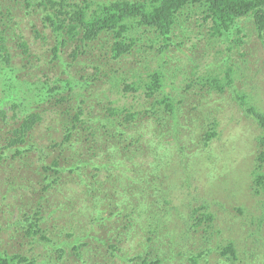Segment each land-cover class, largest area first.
<instances>
[{"label":"trees","instance_id":"1","mask_svg":"<svg viewBox=\"0 0 264 264\" xmlns=\"http://www.w3.org/2000/svg\"><path fill=\"white\" fill-rule=\"evenodd\" d=\"M15 1L30 9L31 15L54 35L50 39L40 31L35 32L37 38L54 42L53 57L47 66L60 69L67 86L72 79L77 80L90 90V97L79 103L81 108L77 112L70 111L68 97L59 99L66 111L60 125L64 137L51 139L46 145L37 142V129L42 121L38 113L27 112L21 118L13 114L8 118L5 116L7 110L2 107L9 101L0 100V120L8 123L4 126L7 136L0 140V167L6 165L0 175H6L5 181L11 180L18 169L19 176L15 179L20 181L17 187L13 184L12 189L17 192L8 196L7 210L0 214L18 209L13 212H19V219L14 223L9 221L5 230L13 231L19 226L32 237L34 245L32 252L25 253L18 248L11 252L9 247L13 237L5 240L9 246L0 242V264H37L34 254L38 252L47 257L55 256L56 264H68L69 257L70 264H76V257L81 261L79 264H113L116 260L121 264H161L166 251L168 264H264V256L260 259L264 255V213L259 218V225L248 229L250 234L241 233L242 237L238 235L237 239L231 240L224 235L233 229L229 224L232 218L228 219L230 212L223 214L221 211L219 219L208 212V205L197 209V218L201 219L202 225L206 224V232L198 247L193 244L196 247L193 250L187 249L190 244L186 240L178 245L179 252L170 253L174 249H169L170 246L181 242L176 232L165 241L164 247L157 249L156 242L140 252L133 247L137 237L143 239V234L136 230L152 235V228H158V234L147 240L152 243L170 221L176 225L177 232L186 231L193 225L194 215L187 214L190 208L179 206L175 215L166 216L165 207L160 210L161 215H153L157 208L169 204L162 203L163 197L165 193L170 197L169 190L174 187L173 173L166 170V163L161 165L165 159L161 144L173 137L182 142L183 134L179 131L181 134L176 135L175 127L185 129L180 125L188 120L187 127L208 128L204 132L205 146H208L219 134L220 120L215 113L202 108L195 83L199 82L207 92H211L209 88L227 91L229 87L219 83L222 76L217 70H211L212 76L219 78L207 84L209 73H199L197 64L191 69L172 67V59L184 44L197 50L199 38L196 33L209 23L215 25L214 30L220 35L236 20L252 16L255 27L264 32V0ZM1 26L4 31L0 40L16 36V31L0 11ZM2 50L5 48H0ZM63 50L70 51L69 57L74 61L70 68L74 72L55 62L63 57ZM94 56L96 58L90 63ZM186 58H190L188 54ZM23 62L24 71L37 64L36 61ZM114 62L121 64L123 84L109 87L103 96L101 88L108 83L104 84L102 75L99 78L91 73L90 67L93 66L95 71L101 66L104 72L106 65ZM62 66H65L64 62ZM24 71L20 76L23 85L33 79ZM12 80L14 84L17 82ZM170 88H175L176 93L169 92L167 89ZM23 92L24 88L17 94L18 100V95ZM115 92L120 93L116 102L121 103L117 107L111 100ZM48 95V92L39 93V99L44 102ZM91 97L95 104L90 101ZM238 99L246 115L262 131L257 136L261 153L252 172L253 188L258 195L264 191V109L253 103L249 95ZM189 106L193 107L189 109ZM17 108L19 104L14 100L12 109ZM3 116L7 119L1 118ZM48 128L53 129V125ZM112 179L117 180L115 188L110 187ZM119 182L121 187L118 188ZM3 186L0 181V187ZM65 188L74 190V195L68 194ZM178 192L176 190L175 194ZM51 198L61 204L60 214L68 210L67 205L81 199L83 206L92 207L83 214H89L94 223H90L81 235L51 226L53 216L45 215L43 211ZM133 231L135 233L131 234ZM2 233L3 226L0 225V239ZM191 240L197 242L195 238ZM247 240L251 245L244 243ZM88 248L93 250L90 262L85 260L83 252H88ZM149 254H154V260Z\"/></svg>","mask_w":264,"mask_h":264},{"label":"rangeland","instance_id":"2","mask_svg":"<svg viewBox=\"0 0 264 264\" xmlns=\"http://www.w3.org/2000/svg\"><path fill=\"white\" fill-rule=\"evenodd\" d=\"M25 8L24 4L22 5L15 0H0V11L3 12L4 18L8 20V25H12L16 31L15 37L8 40H0V48H5V50L0 51V100L5 99L6 102L9 101L4 103L2 107L7 110L5 116L8 118L13 117V114H17L21 118L27 112L29 114L38 113L42 119L40 123L42 126L38 125L37 142L41 145H46L51 139H62L64 137L63 128L60 125L64 120L63 113L66 111H64L59 99L68 97L70 101L73 100L70 105V111L72 112L79 111L81 108L79 103L81 102H78L80 98L76 97L72 87L67 86L61 78L64 73L60 69H57L56 66H47L46 64L51 56L53 57L52 49L54 42H50L49 40L45 42L43 38H37L35 32L40 31L50 39L54 35L49 34V30L41 24L40 20L31 15L30 9ZM214 26V24L210 25L209 23L207 27L199 28V32L196 33L199 38L196 41L197 50L188 44H184L182 49L176 52L175 46H172L173 51L176 52V57L172 59L171 66L191 69L194 68V64H197L199 67L198 71L203 75L212 73L211 70H217L222 76L219 83L227 86L232 82L230 72L233 68L235 70L233 84L239 89L238 93H243L242 95H238L236 92L230 93L229 89L225 90L226 96L216 103L215 99L211 100L209 96L210 92L199 86V82L195 83L196 89L198 88L199 97L202 98L203 93L205 94V99L202 101L203 104L207 105L205 110H211L220 118L219 134L210 144L207 152L203 153L198 145L202 147L205 145L204 141L199 137V133L202 135L205 127L200 130H197L194 126L187 127L190 124L188 120H185L180 125V127L185 128L182 133V142L172 154L165 151L163 154V158L165 159L161 164L166 163V170L169 169V171L173 172L172 182L174 187L169 190L170 197L168 193H165L162 202L169 204L161 206L160 209L157 208V212L153 215H161L160 210L166 207V216H173V212L175 210L178 211L179 206L182 208L185 206L195 208L194 214L197 215V209L200 206L208 205V212L212 216L214 214L215 216L217 215L219 219L222 217L221 211H223V214H228L229 211L228 219L232 218L229 224L233 229L224 235L234 240L238 238V235L241 236V233L247 232V235L250 234L248 229L256 228L259 225L258 221L261 214L264 213V191H261V194H256L255 187L253 188L254 178L252 173L258 155L261 153V145L256 138L262 134V131L246 115L241 106V101L238 99L243 95H249L253 103L260 105L264 109V32L259 31L255 27L252 16L240 21L236 20L229 29L224 30L220 35L216 34ZM3 31L4 27L1 26L0 35L3 34ZM69 54V50H63V57L56 59L55 62L61 68L74 72V69L70 68V64L74 63V61L69 57ZM187 54L190 58H186ZM95 58L96 56L92 57L90 63ZM182 58L184 59L183 61L181 60ZM223 59V67H220L219 61ZM24 60L36 61V67H29L24 71ZM62 62L65 63L64 67L62 66ZM105 62L107 63L108 60ZM210 66L211 69L209 71L208 68ZM121 69L119 62L108 63L104 72L101 71V66L96 67L95 71L93 66L90 67L91 73L97 74L99 78L102 75L104 84L108 83L107 86L101 88V95L105 96L106 90L109 87L123 84L120 77ZM23 71L24 73H29L30 77L33 76V79L30 78L25 85L22 84L23 82L20 79ZM169 75L172 76L173 73L169 72ZM236 77H238V84L234 81ZM195 78L199 80L197 76ZM216 78L218 77H214L213 79ZM12 79L17 82L14 84ZM174 80L177 82V79ZM23 88L22 97L18 100L17 94ZM167 90L176 93L175 88ZM200 90L203 92L202 94ZM44 92H48L49 95L48 100L42 102L39 99V93ZM118 97H120V93L115 92L111 100L116 102ZM14 100L19 104V108L17 109H12ZM90 101H93L92 104H95L93 97H91ZM120 103L116 102L114 106L117 107ZM37 107H41V109ZM191 107L193 106H189V109ZM1 118L6 117L3 116ZM7 124L0 120L1 141L2 138L7 136V131L4 129V126ZM50 124L53 125V129L48 128ZM175 129L177 130L176 135H180L178 127H175ZM170 142L172 143V140ZM170 146V144H167L166 148ZM165 154L168 155L164 157ZM150 161L152 160H145V162ZM4 167L6 165H3L2 168L0 167V172ZM14 172L13 178L7 181L4 180V176H6L4 173V176L0 175V181H3L4 185L0 187V212L7 210L8 196L15 195L17 192L16 189H12V186L15 184L17 187L20 183V181L15 179V177L19 176L18 169ZM105 174H103L104 178ZM104 178H102V181H105ZM111 181L110 187L115 188L117 180L112 179ZM119 187H121L120 182L118 183ZM178 189L179 192L175 194V191ZM54 200L51 198V203L43 210L45 215L51 214L53 216L54 219L51 226H56L59 230L71 232L73 235H81L87 230L86 228H88L90 223H94L88 217L79 216V214L89 211L92 208L90 205L83 206L80 202L76 201L71 203V205H67L68 210L60 214L58 208L61 204L57 200L53 203ZM170 208L172 210L169 211ZM13 210L0 214V225L4 228L8 225L9 221L14 223L19 219V212H13ZM167 224V226H164L159 238H155L152 243L147 240L158 234V228H152V235L150 232L146 235L141 230H136L140 231L139 234H143V239L137 237L133 243V247L138 252L148 246L154 245L155 242L157 249L160 246L164 247L165 241H168L172 237L173 232H176L181 238L180 243L182 244L187 240L190 244L187 249L193 250L198 247L201 236L206 232L203 231L205 225H202L200 221V227L193 225L190 228L191 232L189 229L177 232L174 223L170 221ZM132 233L135 232L133 231ZM37 235V237L40 236L39 233ZM29 236L27 232L18 226L13 231H3L0 242L3 243L4 241L7 244L5 240L13 237L9 251L14 252L18 248L20 251L22 250L27 253L29 250H32L33 246L32 237ZM192 238H195L197 242H192ZM141 240H143L142 244H140ZM130 243L132 245V242ZM244 243L251 245L250 240L244 241ZM83 252L86 255L85 260L90 262L89 257L92 256V248H88V252L87 250ZM131 256L133 257L134 254ZM149 256L151 260H154V254H149ZM263 256H261V260ZM35 258L37 259V264H56L55 256L47 257L43 254H37ZM163 260L164 262L161 264H168L167 251L163 255ZM70 261L71 257L68 259V264H70ZM75 261L76 264L81 262L78 257L75 258ZM113 264H121V262L116 260ZM122 264L125 263L122 262ZM171 264H178V262Z\"/></svg>","mask_w":264,"mask_h":264},{"label":"clouds","instance_id":"3","mask_svg":"<svg viewBox=\"0 0 264 264\" xmlns=\"http://www.w3.org/2000/svg\"><path fill=\"white\" fill-rule=\"evenodd\" d=\"M223 61H224V59L222 60V61H219V63H220V67H223ZM203 67H205L204 65H202ZM208 70L210 71V68H208ZM199 72V71H198ZM200 73V72H199ZM231 74H232V78H233V75L235 74V70L234 69H232V72H230ZM214 77H217V76H212V73H210L209 75H207L206 76V82H207V84L208 83H210L212 80H213V78ZM69 77H64V79H68ZM219 78V77H218ZM220 79V78H219ZM237 84H238V77H236L235 78V80H234ZM232 82H233V79H232ZM230 83V84H228V89H229V91H230V93H232V92H236L238 95H242V93L243 92H239L238 93V91H239V89L235 86V84H233V83ZM69 86H71L72 87V90H74V93L76 94V97L78 98H80V101H78V102H82L83 100H87L89 97H90V90H87L83 85H81V84H79L78 82H77V80H75V79H72V82H71V84L69 85ZM208 91H211L210 93H209V96L211 97V100H216V103L218 102V100H220V99H222L224 96H226L225 95V92H224V90H222L221 88H219V89H215V90H213V89H208ZM22 97V94H20V95H18V98H21ZM205 99V94L203 93V97L201 98V101H200V103H202V101ZM209 101V100H208ZM71 102H73V100L71 101ZM202 105V107L204 108V109H206V106L207 105H205V104H201ZM210 112H212L211 110H210ZM212 113H214V112H212ZM218 119H220V118H218ZM42 122V121H41ZM200 130V129H202V128H197V130ZM206 130H208V128H206L205 127V131ZM181 133H183L184 132V129H181V130H179ZM204 131V132H205ZM204 132H203V134L201 135V133H199V137L202 139V141H204V143H205V140H203V138H204ZM199 137H198V140H199ZM175 137H173L172 139H169V141H165V142H163L161 145H163L164 146V150L165 151H168V152H175V149H176V147L181 143V142H179L178 140H176V139H174ZM216 138V137H215ZM214 138V139H215ZM182 139V138H181ZM213 139V140H214ZM257 139V138H256ZM170 140H172V143L170 142ZM213 140L209 143V145L208 146H205V145H207L206 143H205V145H204V147H202L201 145H198V147L199 148H202L203 150H201L203 153H205V152H207V149L209 148V146H210V144L213 142ZM174 143H177V144H175L174 145ZM167 144H170L171 146L169 147V148H166V145ZM171 153V154H172ZM167 171H169V170H167ZM170 173H173L172 171H169ZM172 178H173V176H172ZM171 181H172V179H171ZM183 185V184H182ZM181 185V186H182ZM180 186V187H181ZM179 190V189H178ZM81 203V202H80ZM79 206H82V205H79ZM186 208H189V207H184L183 209H186ZM194 211H195V209L194 208H190V211L187 213L188 215H194V223H193V225L194 226H197V227H200V225H199V221L201 220V219H198L197 218V215H195L194 214ZM177 213V211L175 210L174 212H173V214L175 215ZM79 214V213H78ZM83 216V217H88V218H90V216H89V214H87V215H83V214H79V216ZM91 220V219H90ZM192 225V226H193ZM205 225V228H206V224H204ZM191 226V227H192ZM190 230V229H189ZM203 231H205V229L203 230ZM190 232H191V230H190ZM181 243H176V245H174V246H170V248L169 249H171L172 247H174V249H173V251H169L170 253H177V252H179V250H180V247H178V245H180ZM34 246V245H33ZM33 246H32V248H33ZM31 248V249H32ZM37 254H42V252H38V253H36V254H34L35 256H37Z\"/></svg>","mask_w":264,"mask_h":264},{"label":"water","instance_id":"4","mask_svg":"<svg viewBox=\"0 0 264 264\" xmlns=\"http://www.w3.org/2000/svg\"><path fill=\"white\" fill-rule=\"evenodd\" d=\"M65 191L68 193V194H73V193H75V191L74 190H70V189H68V188H65ZM74 195V194H73ZM77 202H81V199H79V201L78 200H76ZM3 231H5L6 232V230H5V228L3 227Z\"/></svg>","mask_w":264,"mask_h":264}]
</instances>
